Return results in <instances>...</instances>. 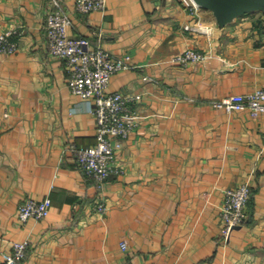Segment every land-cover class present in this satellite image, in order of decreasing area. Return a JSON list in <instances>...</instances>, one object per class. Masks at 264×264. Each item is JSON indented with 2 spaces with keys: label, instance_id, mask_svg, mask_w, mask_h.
Listing matches in <instances>:
<instances>
[{
  "label": "crops",
  "instance_id": "crops-1",
  "mask_svg": "<svg viewBox=\"0 0 264 264\" xmlns=\"http://www.w3.org/2000/svg\"><path fill=\"white\" fill-rule=\"evenodd\" d=\"M55 1L72 35L130 56L110 90L133 97L139 117L103 190L66 149L96 143L97 126L49 51ZM10 28L21 35L14 53L0 51V257L29 239L18 264H264V114L214 104L264 86L263 11L220 26L182 0H106L89 13L76 0H0V33ZM187 48L205 57L173 60ZM244 182L247 218L225 239V190ZM46 196L47 218H19L20 203Z\"/></svg>",
  "mask_w": 264,
  "mask_h": 264
},
{
  "label": "built area",
  "instance_id": "built-area-1",
  "mask_svg": "<svg viewBox=\"0 0 264 264\" xmlns=\"http://www.w3.org/2000/svg\"><path fill=\"white\" fill-rule=\"evenodd\" d=\"M182 2L192 13L201 7L194 0ZM54 4L46 19L49 51L53 56L65 61L71 91L84 99L92 100L91 111L97 126L96 143L66 149L72 150L79 168L85 175L94 179L99 190H103L107 181L120 172L116 165L117 151L139 117L133 106V97L119 90H110L112 75L132 66L130 56H116L101 44H94L88 37L72 35L70 14L57 1ZM105 7L106 0H76V10L82 13L102 10ZM185 28L201 31L200 27L190 24H186ZM20 35L21 32L13 28L1 32L0 51L14 53L19 48ZM204 57L202 52L187 48L174 56L173 60L187 63L190 60H202ZM214 104L228 111L249 110L255 116L264 114V86L256 87L247 93L230 94ZM250 196L251 186L248 182L225 190L221 207L222 235L225 239L229 238L237 225L245 222ZM52 204L49 196L43 199L27 198L18 207L19 218L22 221L47 218ZM95 207L103 213L107 204L99 198ZM30 243L29 239L14 241L11 250L1 253L0 264L21 262L27 256ZM122 246L126 248L127 243L124 241Z\"/></svg>",
  "mask_w": 264,
  "mask_h": 264
},
{
  "label": "water",
  "instance_id": "water-1",
  "mask_svg": "<svg viewBox=\"0 0 264 264\" xmlns=\"http://www.w3.org/2000/svg\"><path fill=\"white\" fill-rule=\"evenodd\" d=\"M201 7L210 9L220 26H225L236 17L254 11L264 12V0H194Z\"/></svg>",
  "mask_w": 264,
  "mask_h": 264
},
{
  "label": "trees",
  "instance_id": "trees-1",
  "mask_svg": "<svg viewBox=\"0 0 264 264\" xmlns=\"http://www.w3.org/2000/svg\"><path fill=\"white\" fill-rule=\"evenodd\" d=\"M251 194H252V191H251ZM250 200V199H249Z\"/></svg>",
  "mask_w": 264,
  "mask_h": 264
}]
</instances>
